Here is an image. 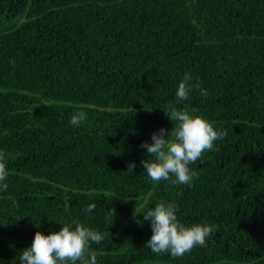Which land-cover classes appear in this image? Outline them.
<instances>
[{
	"label": "trees",
	"instance_id": "trees-1",
	"mask_svg": "<svg viewBox=\"0 0 264 264\" xmlns=\"http://www.w3.org/2000/svg\"><path fill=\"white\" fill-rule=\"evenodd\" d=\"M0 69L15 83L0 96V148L15 156L0 264L58 223L108 231L85 252L98 264H264V0H0ZM173 108L225 133L190 165V186L151 181L141 163ZM161 202L209 224L206 245L152 253L137 220Z\"/></svg>",
	"mask_w": 264,
	"mask_h": 264
},
{
	"label": "clouds",
	"instance_id": "clouds-1",
	"mask_svg": "<svg viewBox=\"0 0 264 264\" xmlns=\"http://www.w3.org/2000/svg\"><path fill=\"white\" fill-rule=\"evenodd\" d=\"M148 63L149 73L154 77L155 62L148 59ZM190 79L185 75L178 84L175 96L180 101L186 100L192 91ZM14 85L12 78L0 69V96L12 93ZM201 94L207 95L203 89ZM166 113L173 128L169 131L160 127L150 134L151 142H142L141 147L146 149L147 158L141 163L151 181L171 180L173 184L190 186L195 176L190 165L204 152L214 150V142L225 133L215 128L203 115L175 108ZM86 119V111H77L72 114L70 124L78 127ZM14 158L13 153L0 148V194L8 191L7 168ZM64 207L68 209L70 204L65 201ZM95 207L91 203L84 211L91 213ZM177 213L178 208L172 202L157 203L141 213L143 219H138L137 223L150 222L152 234L146 245L152 253L178 258L194 247L206 245L212 227L207 223L185 225ZM110 215L113 217L114 210L110 209ZM47 229V234L35 232L31 244L18 253L14 264L16 261L18 264H98L94 251H90L88 256L85 252L92 244L100 245L108 237V231L93 230L80 223L75 226L58 223Z\"/></svg>",
	"mask_w": 264,
	"mask_h": 264
}]
</instances>
